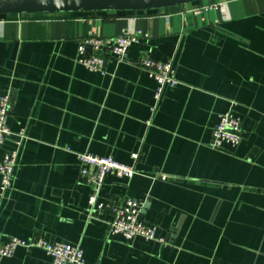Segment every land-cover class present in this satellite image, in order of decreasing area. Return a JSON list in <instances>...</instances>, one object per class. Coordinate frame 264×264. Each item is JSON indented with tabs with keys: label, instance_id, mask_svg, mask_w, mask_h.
<instances>
[{
	"label": "crops",
	"instance_id": "crops-1",
	"mask_svg": "<svg viewBox=\"0 0 264 264\" xmlns=\"http://www.w3.org/2000/svg\"><path fill=\"white\" fill-rule=\"evenodd\" d=\"M139 31L148 37L124 61L107 54L104 73L78 61L92 34ZM144 56L174 58L179 83L158 104ZM6 93L8 125L26 138L13 187L0 196V242L79 245L85 264H264V0L0 15ZM230 109L243 118L241 143L213 148L219 115ZM82 152L135 167L131 177L108 174L100 198L143 201L144 221L167 243L110 234L109 211L90 216ZM0 264L54 262L42 248L19 247Z\"/></svg>",
	"mask_w": 264,
	"mask_h": 264
},
{
	"label": "built area",
	"instance_id": "built-area-1",
	"mask_svg": "<svg viewBox=\"0 0 264 264\" xmlns=\"http://www.w3.org/2000/svg\"><path fill=\"white\" fill-rule=\"evenodd\" d=\"M221 3L198 7L196 13L205 8H219ZM148 34L125 32L115 37H102L92 34L82 40L78 46V61L91 71L105 72L106 56L113 55L118 61H124L129 47L139 43ZM91 48V53L89 52ZM140 64L156 80L154 93L156 104L162 98L166 87H174L179 82L176 78L174 58L161 61L150 56H144ZM11 107L9 93L0 96V196L6 195L13 187L14 171L20 148L26 138L24 130L13 132L8 125V115ZM243 118L230 109L219 115L210 146L221 148L225 144L238 146L242 140ZM14 135V147L4 150L9 137ZM81 176L87 178L92 187L89 196L90 216L104 211L111 213L108 221L109 232L121 235L126 240L141 237L147 241L158 240L167 243L166 237L158 236L157 226L147 223L140 217L144 202L134 198H126L122 202L109 203L100 198L101 188L108 174L118 177H131L136 174L133 165L124 164L111 156H99L82 152L77 154ZM136 158L137 155H134ZM19 247H39L44 249L53 259L54 264H85L84 250L79 245L65 242H50L44 238L22 239L11 237L7 242H0V258L11 257Z\"/></svg>",
	"mask_w": 264,
	"mask_h": 264
},
{
	"label": "water",
	"instance_id": "water-1",
	"mask_svg": "<svg viewBox=\"0 0 264 264\" xmlns=\"http://www.w3.org/2000/svg\"><path fill=\"white\" fill-rule=\"evenodd\" d=\"M201 0H0V15L53 12L143 11ZM91 53V48H89ZM146 204L140 217L144 218ZM69 264V263H68Z\"/></svg>",
	"mask_w": 264,
	"mask_h": 264
},
{
	"label": "trees",
	"instance_id": "trees-1",
	"mask_svg": "<svg viewBox=\"0 0 264 264\" xmlns=\"http://www.w3.org/2000/svg\"><path fill=\"white\" fill-rule=\"evenodd\" d=\"M198 2V1H197ZM192 3H194V2H192ZM118 12H127V11H118ZM129 12V11H128Z\"/></svg>",
	"mask_w": 264,
	"mask_h": 264
},
{
	"label": "rangeland",
	"instance_id": "rangeland-1",
	"mask_svg": "<svg viewBox=\"0 0 264 264\" xmlns=\"http://www.w3.org/2000/svg\"><path fill=\"white\" fill-rule=\"evenodd\" d=\"M201 1L205 2V1H208V0H201Z\"/></svg>",
	"mask_w": 264,
	"mask_h": 264
}]
</instances>
